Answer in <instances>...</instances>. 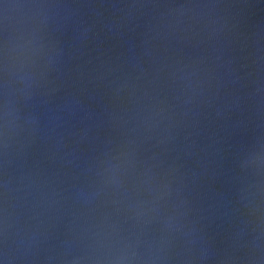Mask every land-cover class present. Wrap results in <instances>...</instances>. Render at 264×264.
Returning <instances> with one entry per match:
<instances>
[{"label": "water", "instance_id": "95a60500", "mask_svg": "<svg viewBox=\"0 0 264 264\" xmlns=\"http://www.w3.org/2000/svg\"><path fill=\"white\" fill-rule=\"evenodd\" d=\"M0 264H264V0H0Z\"/></svg>", "mask_w": 264, "mask_h": 264}]
</instances>
